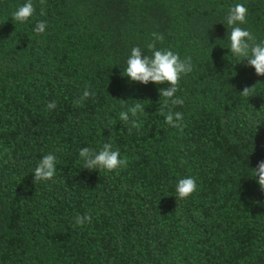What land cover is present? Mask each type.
Segmentation results:
<instances>
[{"label": "trees", "instance_id": "obj_1", "mask_svg": "<svg viewBox=\"0 0 264 264\" xmlns=\"http://www.w3.org/2000/svg\"><path fill=\"white\" fill-rule=\"evenodd\" d=\"M26 2L0 0V264H264L252 169L264 160V76L230 54L225 21L244 4L241 27L264 41V0H32L20 24L11 14ZM153 32L164 36L157 48L192 59L184 105L172 108L182 131L160 115L167 85L122 75L133 47L151 55ZM86 86L94 96L74 107ZM136 103L145 112L129 132L119 113ZM104 143L127 167L84 169L79 150ZM47 154L55 176L34 183ZM189 176L198 190L177 200ZM85 214L92 222L78 226Z\"/></svg>", "mask_w": 264, "mask_h": 264}, {"label": "clouds", "instance_id": "obj_2", "mask_svg": "<svg viewBox=\"0 0 264 264\" xmlns=\"http://www.w3.org/2000/svg\"><path fill=\"white\" fill-rule=\"evenodd\" d=\"M46 0H40V4L44 5ZM36 13V7L32 0H27L26 3L19 6L12 12V19L20 24H26ZM40 15H46L45 9L41 7ZM248 9L242 3H237L228 10L225 18L228 28L231 29L228 39L230 41V54L236 58L238 63H244L246 66L254 68L257 76H264V41L257 42L256 37L247 29L241 27L248 23ZM47 28V21L38 20L34 28L37 35L43 34ZM153 40L146 47L151 52V55H145L139 46L131 49L130 55L126 61V69L124 76L128 77L131 82L147 85L153 83L156 85H167L159 89L160 98H163L164 107H168L167 112H160L164 117L165 123L178 130L183 129V113L173 111L176 106H183L184 99L177 95L180 91L181 78L190 74L193 71L192 59L190 56H185L183 59L179 53L173 52L170 49L157 48V42L164 41L163 34L156 32L152 33ZM253 87L245 86L240 94L244 97H250ZM94 93L90 91V86H86L82 95L73 101L74 107H82L84 101L92 98ZM171 106V107H169ZM56 102L50 101L47 104L48 110H54ZM145 107L141 103H136L134 106L128 107L127 111H120L119 120L126 125L130 124L128 131L132 128L140 129V123L137 119L139 113L145 112ZM79 158L84 164V169L99 170L112 172L120 168L127 167L128 157L120 158L119 150H113L111 143H104L97 151L89 147H83L79 150ZM56 157L53 154H47L37 163L34 168V183L41 181L52 180L56 173ZM187 161L181 160V164ZM253 169V177L261 191H264V160L257 163ZM198 186L195 177H185L179 179L175 186L176 199L185 200L197 192ZM76 224L83 226L85 223L92 222L90 214L78 215Z\"/></svg>", "mask_w": 264, "mask_h": 264}]
</instances>
